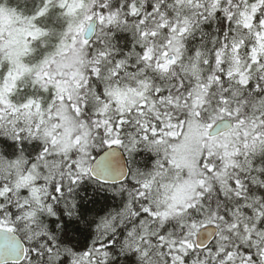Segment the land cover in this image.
I'll list each match as a JSON object with an SVG mask.
<instances>
[{
	"label": "snow or ice",
	"instance_id": "1",
	"mask_svg": "<svg viewBox=\"0 0 264 264\" xmlns=\"http://www.w3.org/2000/svg\"><path fill=\"white\" fill-rule=\"evenodd\" d=\"M0 264H264V0H0Z\"/></svg>",
	"mask_w": 264,
	"mask_h": 264
}]
</instances>
